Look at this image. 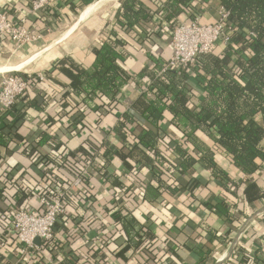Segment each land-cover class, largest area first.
<instances>
[{
	"label": "crops",
	"instance_id": "obj_1",
	"mask_svg": "<svg viewBox=\"0 0 264 264\" xmlns=\"http://www.w3.org/2000/svg\"><path fill=\"white\" fill-rule=\"evenodd\" d=\"M32 1L0 0L13 23L42 34L22 46L0 38V88L3 76L15 70L30 80L10 110L0 107V264L21 259L22 264H264V163L248 176L216 149L215 161L227 177L213 175L200 162L181 171L170 146L184 144L196 158L201 151L186 142L171 112H164L160 128L143 118L148 103L143 93L151 73L173 53L175 24L189 20L193 10L202 23L217 21L219 1L192 0L169 22L165 0H141L142 17L134 25L119 24L121 0H51L36 13L30 10ZM117 40L122 42L116 45L123 56L120 64L130 79L118 101L85 102V92L70 86L69 72L91 68L101 45ZM222 49L218 44L215 52ZM125 114L136 121L125 129L130 142L143 129L166 136L158 145L168 160L161 175L165 184L163 189L155 181L151 185L157 197L153 190L148 194L153 173L144 164L111 155L108 170L118 175L122 186L117 187L91 166L103 164L108 144L123 148L116 126ZM197 136L214 146L204 132ZM85 166L83 181L69 190ZM61 189L68 192L55 239L37 241L38 248L24 254L11 211L41 213V197ZM123 212L138 223L133 239L116 220Z\"/></svg>",
	"mask_w": 264,
	"mask_h": 264
},
{
	"label": "trees",
	"instance_id": "obj_2",
	"mask_svg": "<svg viewBox=\"0 0 264 264\" xmlns=\"http://www.w3.org/2000/svg\"><path fill=\"white\" fill-rule=\"evenodd\" d=\"M83 1L89 4L95 0ZM191 1L165 0V19L169 22L176 20ZM218 1L228 11V21L233 27L228 43H218L223 48L218 54L215 52L216 44L211 52L201 54L196 64L188 68L170 69L160 76L161 69L152 72L151 84L143 93L148 102L143 108V118L160 128L164 112H171L172 123L184 132L186 142L201 151V156L196 158L184 144L173 143L170 147L178 155L176 167L181 171H191L195 163L200 162L213 175L221 173L227 177L215 161L217 149L244 174L251 176L264 163V0ZM142 7L141 0H121L119 24H136L142 17L139 10ZM197 15L198 11L193 10L190 17ZM117 44L122 42L105 41L91 68H78L74 74L69 72L72 77L70 86L78 93L85 92V102L94 103L102 97L112 102L119 100L130 76L120 64L123 56L117 50ZM100 106H105V103L94 104L93 108ZM135 122L130 114H125L116 126L127 153L123 148L108 144L103 152V164L91 166L97 167L117 187L122 186L118 175L108 170L111 155L144 164L153 173L147 185L148 194L154 191L157 197L159 194L151 185L155 181L158 188L163 189L165 184L161 175L168 160L160 153L158 145L166 136L152 129H143L137 141L130 142L125 129ZM198 131L213 141L212 148L201 142ZM111 176L115 179L112 180ZM116 220L124 226L129 239L138 235V223L130 213L123 212Z\"/></svg>",
	"mask_w": 264,
	"mask_h": 264
},
{
	"label": "built area",
	"instance_id": "obj_3",
	"mask_svg": "<svg viewBox=\"0 0 264 264\" xmlns=\"http://www.w3.org/2000/svg\"><path fill=\"white\" fill-rule=\"evenodd\" d=\"M51 4V0H33L31 12L36 13ZM228 11L220 6L219 18L213 23H202L200 17L193 16L189 20L177 22L173 28L171 46L173 53L168 62L159 72L163 75L170 69L188 68L196 64L197 58L212 51L213 47L222 42L228 43L229 35L233 31L228 21ZM9 37L18 46L33 43L42 38V34L35 32L24 24L13 23L9 15L0 8V38ZM41 77V75H40ZM29 79L22 76L19 70L9 72L3 76L0 88V107L10 110L17 99L23 96L29 87ZM75 178L69 190L76 189L83 181V172ZM68 189L58 190L54 196H42L41 213H32L24 208H14L11 211L12 223L17 237L23 245V253L27 254L38 248L37 241L52 242L55 239V226L60 215L64 212V200ZM24 262L20 260L19 264Z\"/></svg>",
	"mask_w": 264,
	"mask_h": 264
},
{
	"label": "bare ground",
	"instance_id": "obj_4",
	"mask_svg": "<svg viewBox=\"0 0 264 264\" xmlns=\"http://www.w3.org/2000/svg\"><path fill=\"white\" fill-rule=\"evenodd\" d=\"M14 68V67H13ZM1 69V68H0ZM7 69V68H6ZM4 70V69H3Z\"/></svg>",
	"mask_w": 264,
	"mask_h": 264
}]
</instances>
